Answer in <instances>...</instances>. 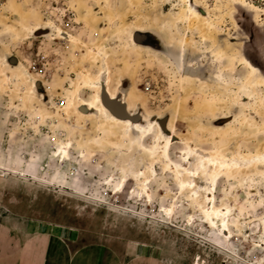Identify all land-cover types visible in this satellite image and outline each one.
<instances>
[{"label":"rangeland","instance_id":"rangeland-1","mask_svg":"<svg viewBox=\"0 0 264 264\" xmlns=\"http://www.w3.org/2000/svg\"><path fill=\"white\" fill-rule=\"evenodd\" d=\"M190 2L0 0V216L264 264V0Z\"/></svg>","mask_w":264,"mask_h":264},{"label":"crops","instance_id":"crops-1","mask_svg":"<svg viewBox=\"0 0 264 264\" xmlns=\"http://www.w3.org/2000/svg\"><path fill=\"white\" fill-rule=\"evenodd\" d=\"M0 216V264H169L140 243L85 241L72 228L4 206Z\"/></svg>","mask_w":264,"mask_h":264},{"label":"bare ground","instance_id":"bare-ground-1","mask_svg":"<svg viewBox=\"0 0 264 264\" xmlns=\"http://www.w3.org/2000/svg\"><path fill=\"white\" fill-rule=\"evenodd\" d=\"M183 2H184V5L186 6V18L185 19H187L188 21H189V23L191 24V23H193V20H194V17L197 15V13L192 9V5H191V2H190V0H183ZM189 9H191L192 11H189ZM256 71V70H255ZM263 83H264V81H263ZM109 98V97H108ZM109 100H112V99H110L109 98ZM97 102H99V100H97ZM101 102H102V104L108 109V110H110L106 105H105V103L102 101V99H101ZM111 111V110H110ZM113 113V112H112ZM113 114H115V113H113ZM116 115V114H115ZM166 145H165V147H166V149L165 150H167V151H169L170 150V148L172 147V145H173V140L172 139H168V140H166ZM63 150V149H62ZM203 152H205V151H203ZM60 153H62V151L60 150ZM62 154H64V153H62ZM64 158L65 159H68V153L66 154V155H64ZM168 158H169V160H170V157H169V154H168ZM221 158V159H220ZM220 158H216V161L215 160H213L212 158H205V160L208 162V165L209 166H215V165H217V163H218V161L219 160H222V162H220V163H222V164H224L226 167H227V171L230 173V170L232 169V168H236V167H240L241 168V165H238L237 163H230V162H225V160H223V158L222 157H220ZM172 164H174V163H172ZM201 165V164H200ZM219 165V164H218ZM217 165V166H218ZM208 166V167H209ZM223 166V165H222ZM221 167V166H220ZM246 168V167H245ZM210 169V168H209ZM178 170V169H177ZM215 170V169H214ZM213 170V171H214ZM183 171H185V170H183ZM187 171V170H186ZM203 171V170H202ZM227 172V173H228ZM184 173V172H183ZM187 173H189V175H190V177H191V179L190 180H188V181H184L183 180V178H182V173L180 172V171H177V176L179 177V179H180V182H181V185H184V188H186V187H188V188H190V187H195L194 185H195V179H197L198 177H199V171L196 169V170H193V171H191V170H188L187 171ZM191 173H196V175H191ZM218 174V173H217ZM219 179V178H218ZM217 179V180H218ZM213 180V179H212ZM211 180V181H212ZM215 187H216V181L215 180H213L212 181V188L210 189V192H208V194H207V200L209 201V203H208V205H209V207H208V209H207V213L208 214H210V215H215V218H217L218 216H219V213H220V210H218V209H215L214 207H213V204H212V202H213V199H214V190H215ZM196 190V189H195ZM117 192V191H116ZM194 192V191H193ZM195 194V193H194ZM147 196L148 197H150V192L149 191H147ZM210 219H211V221H212V223L214 224V221H213V219H214V216H211L210 217ZM225 225V224H224ZM195 264H198V263H195Z\"/></svg>","mask_w":264,"mask_h":264},{"label":"water","instance_id":"water-1","mask_svg":"<svg viewBox=\"0 0 264 264\" xmlns=\"http://www.w3.org/2000/svg\"><path fill=\"white\" fill-rule=\"evenodd\" d=\"M102 101L111 110V112L115 113L116 115H124V117H128V114L124 112V108H122V111L119 112V109L122 103H119L118 100H109V98L106 95H103Z\"/></svg>","mask_w":264,"mask_h":264},{"label":"built area","instance_id":"built-area-1","mask_svg":"<svg viewBox=\"0 0 264 264\" xmlns=\"http://www.w3.org/2000/svg\"><path fill=\"white\" fill-rule=\"evenodd\" d=\"M64 103H65V101L63 99H60L57 102V104L60 105V106H62Z\"/></svg>","mask_w":264,"mask_h":264},{"label":"snow or ice","instance_id":"snow-or-ice-1","mask_svg":"<svg viewBox=\"0 0 264 264\" xmlns=\"http://www.w3.org/2000/svg\"><path fill=\"white\" fill-rule=\"evenodd\" d=\"M189 11H192L191 9H189ZM253 72H255V69H252ZM191 175H196V173H191ZM181 187H184V185H181Z\"/></svg>","mask_w":264,"mask_h":264},{"label":"flooded vegetation","instance_id":"flooded-vegetation-1","mask_svg":"<svg viewBox=\"0 0 264 264\" xmlns=\"http://www.w3.org/2000/svg\"><path fill=\"white\" fill-rule=\"evenodd\" d=\"M112 100H114V99H112ZM117 116H120V115H117ZM129 117V116H128ZM198 264H200V263H198Z\"/></svg>","mask_w":264,"mask_h":264}]
</instances>
